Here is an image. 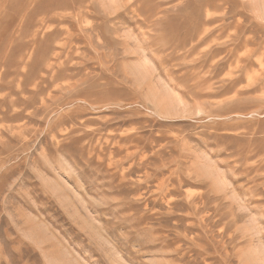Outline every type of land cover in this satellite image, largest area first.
I'll return each mask as SVG.
<instances>
[{"label":"rangeland","instance_id":"rangeland-1","mask_svg":"<svg viewBox=\"0 0 264 264\" xmlns=\"http://www.w3.org/2000/svg\"><path fill=\"white\" fill-rule=\"evenodd\" d=\"M0 264H264V0H0Z\"/></svg>","mask_w":264,"mask_h":264},{"label":"bare ground","instance_id":"bare-ground-1","mask_svg":"<svg viewBox=\"0 0 264 264\" xmlns=\"http://www.w3.org/2000/svg\"><path fill=\"white\" fill-rule=\"evenodd\" d=\"M219 8V7H218ZM263 55V54H262Z\"/></svg>","mask_w":264,"mask_h":264}]
</instances>
